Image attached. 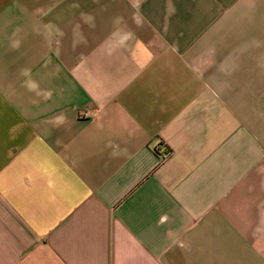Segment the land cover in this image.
<instances>
[{
    "label": "crops",
    "instance_id": "obj_1",
    "mask_svg": "<svg viewBox=\"0 0 264 264\" xmlns=\"http://www.w3.org/2000/svg\"><path fill=\"white\" fill-rule=\"evenodd\" d=\"M0 264H264V0H0Z\"/></svg>",
    "mask_w": 264,
    "mask_h": 264
},
{
    "label": "built area",
    "instance_id": "obj_2",
    "mask_svg": "<svg viewBox=\"0 0 264 264\" xmlns=\"http://www.w3.org/2000/svg\"><path fill=\"white\" fill-rule=\"evenodd\" d=\"M167 156H168V153L167 152L166 153L164 152L163 154L160 155V158L162 160H164Z\"/></svg>",
    "mask_w": 264,
    "mask_h": 264
}]
</instances>
